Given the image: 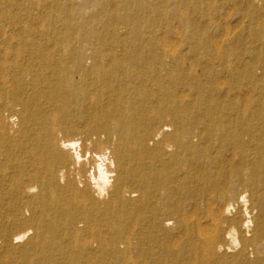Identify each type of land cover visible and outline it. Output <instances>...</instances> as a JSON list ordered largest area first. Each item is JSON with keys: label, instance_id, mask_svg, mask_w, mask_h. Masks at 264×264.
I'll return each instance as SVG.
<instances>
[{"label": "bare ground", "instance_id": "obj_1", "mask_svg": "<svg viewBox=\"0 0 264 264\" xmlns=\"http://www.w3.org/2000/svg\"><path fill=\"white\" fill-rule=\"evenodd\" d=\"M174 6L185 7L180 0ZM69 43L58 38L43 51L70 57L68 73L18 67L17 82L92 125L83 143L59 139L55 113L36 128L30 104L21 109L23 128L7 141L14 149L0 151V171L13 173L16 192L10 210L0 204V233L16 229L0 235V250L10 255L14 244L25 243L24 261L41 248L42 264H264V9L251 18L247 153L231 142L244 113L220 99L186 105L165 87L178 54L150 61L137 53V42L87 33L78 45ZM7 61L0 62L3 88ZM24 209L31 212V239L30 229H18ZM52 213L67 229L74 263L55 254L63 235Z\"/></svg>", "mask_w": 264, "mask_h": 264}, {"label": "rangeland", "instance_id": "obj_2", "mask_svg": "<svg viewBox=\"0 0 264 264\" xmlns=\"http://www.w3.org/2000/svg\"><path fill=\"white\" fill-rule=\"evenodd\" d=\"M169 1L0 0V62L3 57L8 59L5 72L9 82L5 88L0 84V151L14 149L7 141L21 132V109L26 103L32 108L36 128L55 113L60 120L57 126L59 139L70 136L84 142L91 120L69 116L66 111L60 113L59 105H53L47 98H36V94L17 82L16 74L18 67L31 69L34 66L68 73L72 63L70 57L48 58L43 51L58 38H64L65 42L69 40L70 46L74 47L87 33L103 37L105 41L114 38L137 42L142 46L137 53L149 57L150 61L161 55L178 54L173 74L165 87L176 92L186 105L201 101L215 103L220 99L236 115L244 113L233 124L235 135L231 142L241 152H251V18L255 10L264 9V0H180L184 9L174 6L179 0ZM113 29L121 34L117 37L109 35ZM86 53L88 60L90 50ZM27 82L29 85L26 86L31 88V81ZM71 125H76L79 131L71 133ZM23 157L28 159V155ZM25 169L22 165L21 170ZM2 171L5 170L0 171V204L10 210L9 206L16 200L15 188L10 183L13 173ZM190 187L194 192V186ZM37 194H30L25 201L33 200ZM23 213L25 221L18 229H30L27 220L31 212L24 209ZM52 218L56 221L57 232L63 235L62 251L55 254L61 262L74 263L76 252L66 241L67 229L56 214L52 213ZM30 230L29 239L35 236V231ZM14 231L15 228L8 229L0 235L9 238ZM24 244H14L10 255L4 249L0 250V264H25V261L42 264L41 248L28 253V259L23 261L27 251Z\"/></svg>", "mask_w": 264, "mask_h": 264}]
</instances>
